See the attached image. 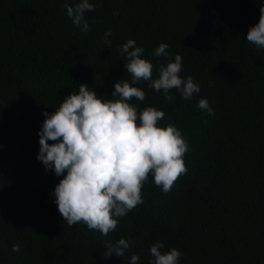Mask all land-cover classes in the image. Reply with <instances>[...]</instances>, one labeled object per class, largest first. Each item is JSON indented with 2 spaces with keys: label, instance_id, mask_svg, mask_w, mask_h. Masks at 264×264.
<instances>
[{
  "label": "trees",
  "instance_id": "trees-1",
  "mask_svg": "<svg viewBox=\"0 0 264 264\" xmlns=\"http://www.w3.org/2000/svg\"><path fill=\"white\" fill-rule=\"evenodd\" d=\"M78 2L0 0V264H130L133 254L152 264L156 241L182 253L178 264H264V49L246 39L264 0H89L88 31L67 15L65 4ZM129 39L153 79L179 54L180 76L200 91L184 99L173 89L169 101L148 81L134 85L146 99L131 103L162 110L159 125L181 130L187 172L166 194L149 176L143 203L103 236L59 214L53 192L63 177L37 159L38 132L43 113L80 83L104 99L121 79L131 83L121 51ZM160 43L168 57L155 56ZM120 238L125 256L105 258V242Z\"/></svg>",
  "mask_w": 264,
  "mask_h": 264
},
{
  "label": "clouds",
  "instance_id": "clouds-1",
  "mask_svg": "<svg viewBox=\"0 0 264 264\" xmlns=\"http://www.w3.org/2000/svg\"><path fill=\"white\" fill-rule=\"evenodd\" d=\"M67 15L81 31L90 30L84 19L86 12L94 10L89 0H79L74 6L65 4ZM109 32L105 33V43ZM249 43L264 49V5L260 7L258 22L246 34ZM168 44L160 43L154 50L157 57H168ZM125 55L124 67L131 77L114 84L111 97L104 99L90 90L88 84L80 83L78 92L65 97L56 110L45 119L39 135L37 159L45 170H53L62 176L53 195L58 212L69 226L84 223L90 230L107 236L115 231L119 219L143 203L142 188L152 177L154 184L166 194L179 177L187 172L184 155L189 145L175 125L160 126L165 113L155 107L140 109L131 103L133 99L143 102L145 92L137 86L148 81V87L163 91L166 100L176 89L184 99L199 93L200 86L191 76H180L182 57L175 55L158 69V78H152V63L143 58L144 49L136 46L133 39L121 46ZM209 115L214 109L206 98L197 105ZM53 141L49 143L48 141ZM2 147V146H0ZM66 173V175H64ZM105 258L112 255L124 257L129 241L120 238L115 243L106 241ZM164 243L156 241L150 246L152 264H178L182 253L175 247L162 251ZM13 252L20 246L14 244ZM139 256L133 254L130 264H137Z\"/></svg>",
  "mask_w": 264,
  "mask_h": 264
}]
</instances>
